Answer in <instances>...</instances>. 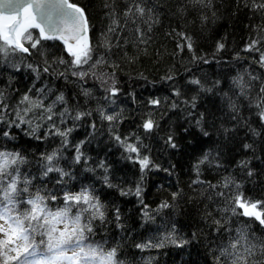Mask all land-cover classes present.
Returning a JSON list of instances; mask_svg holds the SVG:
<instances>
[{"label": "trees", "instance_id": "trees-1", "mask_svg": "<svg viewBox=\"0 0 264 264\" xmlns=\"http://www.w3.org/2000/svg\"><path fill=\"white\" fill-rule=\"evenodd\" d=\"M69 1L87 18L88 64L77 69L56 40H42L30 54H0V93L9 105L5 121L16 119L18 105L26 107L19 104L25 94L44 108L63 95L53 108L56 128L72 129L65 143L40 108L26 117L31 127L40 125L34 134L28 124L0 123L10 132L0 134V153L23 157L8 168L18 187L28 181L20 199L39 193L56 211L65 207L66 193L86 190L103 219H93L95 210L83 202L70 205V215L88 209L81 213V223L93 229L86 233L88 243L104 253L115 250L113 264H231L222 250L232 251L228 246L238 229L255 245L251 255L239 250L246 264H264V226L240 215L241 209L233 212L232 203L237 195L264 203V108L257 107L264 102V66L257 62L259 52L245 51L253 41L264 51V10L253 7L262 0ZM137 4L143 15L126 16ZM97 60L102 62L90 67ZM74 71L88 75L81 79ZM78 113L87 115L76 120ZM146 120L157 127L146 132ZM129 144L138 152L127 151ZM54 152V166L67 175H44L45 156ZM143 157L151 165L142 172Z\"/></svg>", "mask_w": 264, "mask_h": 264}, {"label": "snow or ice", "instance_id": "snow-or-ice-1", "mask_svg": "<svg viewBox=\"0 0 264 264\" xmlns=\"http://www.w3.org/2000/svg\"><path fill=\"white\" fill-rule=\"evenodd\" d=\"M8 7H13L14 12L16 7H20V0H7ZM23 13L15 12V14L9 13L7 15L0 12V54L5 56L9 53L21 52L30 54L31 49H36L41 44L42 40H54L62 39L67 45V51L74 57L72 64L77 69L83 65L88 64L91 57V48L87 43L78 44L76 50H73L71 41H79L80 37L83 36L87 31L86 21L84 20L82 10L74 4H70L68 0H60L59 3H47L46 0H41L40 3H32L25 0L23 3ZM254 9L264 10V0L260 3L253 4ZM35 9L40 12L39 19L41 23L37 22V17L33 16L31 9ZM70 9L71 11H68ZM53 10L56 12V16H53ZM144 9L138 4L133 8H129L125 13L127 16L129 13H139L143 15ZM59 21V23L57 22ZM47 24V30L43 26ZM60 24L70 25V27L62 28ZM31 29L39 30V37L34 38ZM114 31V29H109ZM71 35H67V33ZM53 33V34H48ZM59 33V35H56ZM190 41V38H187ZM25 41L29 42V46H25ZM259 41H253L246 47L245 51H257L259 52V60L257 61L261 66H264V51L256 48V44ZM189 50L192 45L189 42L187 44ZM223 45L218 46L222 48ZM64 63L63 60L60 61ZM102 61H95L90 67H96ZM31 68L32 66L29 65ZM44 72H48L49 68L45 67ZM74 75H79L82 79L88 75L85 71H74ZM39 75V74H38ZM171 79V77H168ZM192 83H199V81H192ZM241 87L243 93L242 81H237ZM118 89L115 87L110 89L111 95H116ZM179 95V93H174ZM64 97L60 95L56 98V101L47 108H44L42 102H33L28 94H25L20 105H26L24 108H20L15 111V120L9 118L5 121V114L9 110V105L3 102V93H0V123H7L9 128H20L23 124L30 126V133L34 134L40 127L39 124L36 127H31L32 120L26 119L28 114L32 112L34 108H40L43 110L44 115L41 117L48 122V125L52 129H56L57 135L65 138L72 131H62L56 128L55 113L53 108L57 102H63ZM152 104H159L158 100L151 102ZM257 107L264 108V102L257 105ZM68 110L60 113L61 123H63V117L67 114ZM87 115L86 113H78L74 119L79 120L82 116ZM261 119L264 120V112H261ZM102 117L108 121L116 119L115 116L106 115L102 113ZM95 128V124L92 125ZM157 125L152 120H146L143 124V128L146 132H151ZM0 134L3 137H10V132L0 128ZM49 135L52 134L50 131ZM207 135V133H204ZM120 141V137H116ZM168 142L172 147H176L172 141V137H168ZM83 143V141L81 142ZM247 147V145H246ZM76 162L79 163L81 156L79 154V146H77ZM127 151L136 153L138 147L129 144ZM57 153L45 156V160L48 162L44 175L53 171L61 173V175H67L62 169L54 166ZM207 159V156L205 157ZM23 162V157L17 154H6L0 153V264H113V258L115 256V250L104 253L99 250L98 247L92 246L88 243V235L93 232L90 222L81 223V213L88 211V209H82L77 211L74 215H70L72 208L70 205L73 203L90 205L95 211L93 212L92 218L103 219V212L100 210L98 204L92 203L93 197H91L87 191L81 192L80 194L72 195L66 193L64 196L65 207L60 208L56 211H50L47 205L44 203L45 197L39 193L34 196H30L27 200H21L20 197L28 192L27 183L23 181L25 187L20 188L18 184L20 181L15 175L9 173L8 168L10 164H17ZM141 171L149 168L151 165L148 157H143L138 160ZM16 171V169H13ZM107 180V177L105 178ZM139 188L137 189V195H139ZM56 196L51 197L52 200H56ZM232 203L236 206L233 208V212L236 209H241L239 213L244 217L254 218L256 221L264 226V203L256 202L252 203L246 201L242 195H237ZM20 204H27L29 207L23 211H19L17 206ZM161 207H167V204L161 205ZM261 209V210H258ZM12 213H15L13 215ZM218 225L219 221L216 222ZM63 224V229H58L56 225ZM223 228V225H220ZM238 235L229 244V248L222 250V256L232 257L231 264H246L247 258L240 254L239 250L244 248L249 255L252 254V249L255 245L248 244V233L244 229H238ZM41 238L36 240V235ZM248 245V246H246ZM137 247H142L137 245ZM264 248V244H262ZM13 253H15L13 255ZM39 255V259L30 260L29 257H36Z\"/></svg>", "mask_w": 264, "mask_h": 264}, {"label": "water", "instance_id": "water-1", "mask_svg": "<svg viewBox=\"0 0 264 264\" xmlns=\"http://www.w3.org/2000/svg\"><path fill=\"white\" fill-rule=\"evenodd\" d=\"M24 2H25V0H20V4H21V6H20V7H16V8H15V12H19V13H21V14L23 13L24 8H23L22 5H23ZM28 2H32V3H40L41 0H28ZM46 2H47V3H59L60 0H46ZM68 2H69L70 4H74V3L70 2L69 0H68ZM6 5H7V0H0V12H2V13L5 14V15H7V14H9V13L15 14L13 7H8V6H6ZM74 5H76V4H74ZM76 6L79 7V8L82 10L83 14H84L83 18H84V20L86 21L87 31H86V33H85L83 36L80 37V40H79V41H71V40H70V43H71L72 46H73V50H76L78 44L87 43V44L89 45V31H88L87 18H86V15H85L83 9H82L80 6H78V5H76ZM30 11L32 12L33 16L37 17V22H38V23H41V20L39 19L41 13H40V12H37L34 8L31 9ZM68 11H71V10L68 9ZM53 16H54V17L56 16V12H55L54 10H53ZM57 22L59 23V21H57ZM43 26H44V27L46 28V30H47V27H48L47 24H43ZM60 26H61L62 28H64V27H70V25H64V24H60ZM31 30H36L37 33L39 34V30H38V29H31ZM48 34L51 35V34H53V33H48ZM56 35H59V33H56ZM67 35L70 36L71 33L69 32V33H67ZM54 40L60 42L61 45L64 47L65 51H66L67 53H69V52L67 51V45L64 43V41H63L62 39H54ZM69 54H70V53H69Z\"/></svg>", "mask_w": 264, "mask_h": 264}, {"label": "rangeland", "instance_id": "rangeland-1", "mask_svg": "<svg viewBox=\"0 0 264 264\" xmlns=\"http://www.w3.org/2000/svg\"><path fill=\"white\" fill-rule=\"evenodd\" d=\"M259 210V209H258ZM3 237L2 236H0V239H2ZM15 253H13V255H14Z\"/></svg>", "mask_w": 264, "mask_h": 264}]
</instances>
